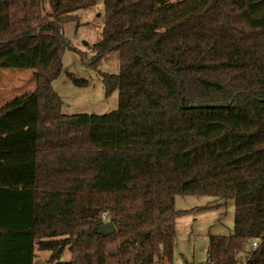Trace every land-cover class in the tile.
<instances>
[{"label":"trees","instance_id":"trees-1","mask_svg":"<svg viewBox=\"0 0 264 264\" xmlns=\"http://www.w3.org/2000/svg\"><path fill=\"white\" fill-rule=\"evenodd\" d=\"M88 10L117 106L65 114L62 28ZM4 67L35 87L0 107V264H175L177 195L234 201L206 264H264V0H0Z\"/></svg>","mask_w":264,"mask_h":264},{"label":"rangeland","instance_id":"rangeland-1","mask_svg":"<svg viewBox=\"0 0 264 264\" xmlns=\"http://www.w3.org/2000/svg\"><path fill=\"white\" fill-rule=\"evenodd\" d=\"M99 15L88 10L81 14L79 24L74 21L63 24V36L71 47L64 50L61 72L51 85L63 102L61 110L65 114H101L117 106V90L107 95L102 82L103 72L117 71L116 54H105L98 62L90 64L96 55L93 43L102 26ZM68 73L77 76L79 83H75ZM0 86L2 92L12 90L14 98L11 101L20 100L26 95V90L35 87V70L0 68ZM174 205L175 210H181L176 216L179 223L174 241L177 250L174 263L206 264L209 235L232 232L234 201L212 195H177ZM36 254L37 264H52L47 261L49 251L37 250ZM63 254L65 259L69 258L67 249Z\"/></svg>","mask_w":264,"mask_h":264},{"label":"crops","instance_id":"crops-1","mask_svg":"<svg viewBox=\"0 0 264 264\" xmlns=\"http://www.w3.org/2000/svg\"><path fill=\"white\" fill-rule=\"evenodd\" d=\"M33 89L34 88H30L29 90H26V94H29L30 92H32L33 91ZM2 90V88H1V86H0V107H4V106H6V105H8V104H10L11 102H13V101H11L14 97H13V92H12V90L10 89V90H7L6 92H2L1 91ZM5 93V94H4ZM178 211H180V210H178ZM178 215V213L175 215V217H174V222H175V233H176V227H177V224L179 223L178 222V220L176 219L177 216ZM175 238H176V235H175ZM174 251H175V253H174V258H176L175 256H176V253H177V250H175V246H174ZM179 254L181 255L182 253H180L179 252ZM36 256H37V254H36ZM185 262H187L186 261V259H185ZM191 264H194V263H191ZM246 264H258L257 262H254L253 260H248V262L246 263Z\"/></svg>","mask_w":264,"mask_h":264},{"label":"water","instance_id":"water-1","mask_svg":"<svg viewBox=\"0 0 264 264\" xmlns=\"http://www.w3.org/2000/svg\"><path fill=\"white\" fill-rule=\"evenodd\" d=\"M115 229L113 223L109 220L103 222L100 227H99V231L101 232H105V233H110V232H113ZM60 260L62 261L63 260V257L60 258Z\"/></svg>","mask_w":264,"mask_h":264},{"label":"built area","instance_id":"built-area-1","mask_svg":"<svg viewBox=\"0 0 264 264\" xmlns=\"http://www.w3.org/2000/svg\"><path fill=\"white\" fill-rule=\"evenodd\" d=\"M103 217H105V214L103 215ZM259 244H260V241L257 238L250 240L249 245H248V249L250 253L254 252L259 247ZM246 262H247V258H245L241 264H246Z\"/></svg>","mask_w":264,"mask_h":264}]
</instances>
